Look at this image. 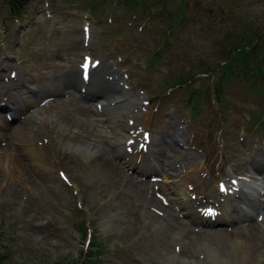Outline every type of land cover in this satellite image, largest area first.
I'll return each instance as SVG.
<instances>
[{
    "label": "rangeland",
    "instance_id": "rangeland-1",
    "mask_svg": "<svg viewBox=\"0 0 264 264\" xmlns=\"http://www.w3.org/2000/svg\"><path fill=\"white\" fill-rule=\"evenodd\" d=\"M125 1L31 0L19 16L11 14L0 0V61L28 64L31 84L53 91L36 93L32 109L12 113L13 121H6L0 112L4 123L0 131L5 133L0 138V155L4 151L24 170L11 178L3 157L0 263L72 264L84 260L92 244L89 251L99 259L98 264H181L182 258L207 264L199 242H210L217 250L227 247L231 259L225 263L236 264L233 246L222 238L223 232L234 228L236 234H230L253 237L248 239L252 249L256 254L262 252L258 261L238 260V264H264V223L255 213L228 221L229 225L211 228L195 222L193 226L179 213L171 183L157 167L167 156L171 160L164 136L172 130L169 116L179 126L180 145L174 153L193 154L190 158L202 170L201 182L211 194L203 203L218 209L223 203V210L228 211L226 195L211 193L218 188L217 182L231 176L257 180L249 162L264 161V76L253 77L259 87L246 79L251 71L243 66L228 70L227 75L223 69H213L227 61L233 43L252 39L253 35L243 36L244 29L264 30V0H138L134 7ZM87 24L90 45L83 44ZM85 53L91 62L101 59L114 65L128 92L138 89L144 93L131 131L141 127L150 133L137 138L143 139L137 148L150 155L148 171L143 170L146 163H124L118 156L124 150L109 134L93 101L83 100L73 88ZM0 77L10 81L5 66L0 65ZM190 77L189 82L174 87ZM222 77L223 86L218 84ZM217 85L220 92L215 91ZM47 96L50 99L44 100ZM122 114L106 122L119 125V132L124 133ZM20 127H32L34 139L46 146L50 165L42 166L24 141L11 139ZM151 172L160 180L152 182ZM175 239L174 244L171 240ZM208 256V262H216L213 253Z\"/></svg>",
    "mask_w": 264,
    "mask_h": 264
},
{
    "label": "bare ground",
    "instance_id": "bare-ground-1",
    "mask_svg": "<svg viewBox=\"0 0 264 264\" xmlns=\"http://www.w3.org/2000/svg\"><path fill=\"white\" fill-rule=\"evenodd\" d=\"M91 38L92 37H89L88 38V43L89 45L91 44ZM93 44V43H92ZM87 62V61H86ZM0 65L1 66H5L9 72V74L11 75V77L13 78L11 80V82H5L4 79L0 78V104H3L5 106H8L10 105L11 108L9 110H12L15 109L14 107H16L17 105H21V106H24V107H27L28 109H31L33 106L31 105V103H35V94L36 93H43V95L45 93H48V92H53V91H50V89H52V87H47V86H39L38 89L33 88L34 89H30L29 86H30V77L28 76V72L30 70L29 68V65L28 64H20L19 62H12V61H0ZM26 70V72H25ZM28 70V71H27ZM103 71H101L99 73V77H102L106 74H114L115 72L111 71L108 67H104L102 69ZM110 70V71H109ZM27 74V75H26ZM77 74V72H76ZM75 76V75H74ZM28 85V87H27ZM70 86V85H69ZM11 91H13V93H15V96L18 98L17 100L13 101V102H10V94H11ZM8 92V93H6ZM106 93L103 94V96L100 98L104 101H108V100H114V99H118V101L116 102V104H119V102H121L120 105H117V106H114V107H106L105 109V115L106 116H109V120H113L114 119V115L116 113H120L122 115H124L125 117H127V121L129 120H133L135 119L136 120V115L138 113V107H139V102H138V96L136 95H131L129 94L127 91H116L117 95H112L110 93H107V90L105 91ZM96 93V92H95ZM125 102V103H124ZM13 106V107H12ZM23 108V107H22ZM33 114H36V111L34 110L32 112ZM35 116V115H34ZM32 117V116H31ZM36 117V116H35ZM4 121V120H3ZM176 122V121H175ZM1 123V121H0ZM25 123V122H24ZM103 123L105 124H108L106 123V121H104ZM20 124H23V123H20ZM176 124V123H175ZM135 125V124H134ZM111 128H110V131H109V134L112 136H114L115 140L118 141V143L120 144L121 148L123 147V144L126 142L125 140H128L129 138H131V134H130V129H132L133 127H131L130 125H128L127 123L124 124V128L126 129V131H128V133L124 132V133H119L118 131L120 130V127L119 125H111ZM29 127H20V128H17L14 132H13V137H12V133L9 134L10 137H12L11 139H17V140H21V141H24L25 143H23L24 145L27 146V149L31 152V154L33 153L41 164H43L42 166H45L46 164L47 165H50L49 161H48V158L50 159V157H48L47 155V152L44 150V146L43 145H40V143L38 144L37 141L34 139V133H33V130H32V127L30 129H28ZM178 129V128H177ZM135 130V128H134ZM133 131V130H132ZM135 134V132H133ZM132 133V134H133ZM5 133H3L2 131H0V138L1 137H4ZM178 134V133H177ZM175 135V140L176 142H178V139H177V136L178 135ZM179 136L180 133H179ZM144 138V137H143ZM138 140V139H137ZM143 140V139H142ZM141 140V141H142ZM146 140V139H145ZM180 140H182L180 138ZM143 142V141H142ZM182 142V141H181ZM184 142V141H183ZM170 143L172 145H174L173 149H170L168 150L170 153H171V160L168 158V156L165 158V162H164V165L162 167H160V170L162 171V173L165 174V179H167L170 183H171V189H173V192H174V195H175V199H176V203L178 205V211L179 213L183 215L184 218H186L190 223L194 224L195 222H198L200 223L201 225V221L203 222H208L207 220H203L204 217H202L204 214L202 212H206V210L210 207L209 205V202L208 203H203L204 199L203 198H208L210 199L211 197V194L209 192V189L206 188L204 185H206L205 183H202V176H201V169H200V166L199 164H197V159L196 161L197 162H194L193 158H190V155L193 156V154H184L183 151H179V152H176L174 153V149L176 147L175 143L172 141V139L170 140ZM117 145V144H116ZM12 146V145H11ZM119 146V145H118ZM119 146V147H120ZM250 146V145H249ZM6 147V146H5ZM13 147V146H12ZM11 147V148H12ZM46 147V146H45ZM145 147V146H144ZM7 149V148H6ZM13 149V148H12ZM26 149V150H27ZM119 149V148H117ZM179 150V149H178ZM176 150V151H178ZM13 151V150H12ZM4 152V151H3ZM1 152V155H0V165L3 163V157L5 158L7 164H8V168H9V176L11 178H15V177H19L21 175V168L18 166V164L13 161L12 159H9V156L8 154L6 153H3ZM11 152V151H10ZM119 152V151H118ZM125 152V151H124ZM150 153V152H148ZM160 153V152H159ZM158 153V154H159ZM81 154V153H80ZM166 154V153H165ZM30 155V154H29ZM122 155V154H121ZM12 156V155H11ZM10 156V157H11ZM50 156V155H49ZM81 156V155H79ZM149 156L148 154H145L142 150H135L133 153L131 154H125V155H122V158L124 163L129 165V166H134L136 165L135 161H137V158L140 157L142 161H145V159H149ZM82 157V156H81ZM194 157V156H193ZM13 158V156H12ZM189 158V159H188ZM256 159V158H255ZM16 160V159H15ZM34 161V160H33ZM38 161V162H39ZM47 161V162H46ZM164 161V160H163ZM167 161H169V165L167 164ZM5 162V161H4ZM176 162V163H175ZM175 163V164H174ZM23 164V162H22ZM37 164V163H36ZM39 164V163H38ZM37 164V165H38ZM258 164V163H257ZM159 168V166H157ZM262 167V168H260ZM1 168V167H0ZM115 168V167H114ZM54 169V168H53ZM5 170V169H4ZM117 171V170H116ZM142 171V170H141ZM97 172V171H96ZM252 173L256 176L257 180L256 181H250V179L248 181H250V183H253L254 186L252 187L248 182H243L242 180L239 181V182H229L228 184L226 183H223L222 186L224 188H222L225 192H227L225 198H224V201L226 202L228 200V202L230 203L231 202V199L232 198H236L237 195L240 196V195H243L239 200H236V205H237V208H236V211L234 213H232V211L229 213L227 211H224V204L223 203H220L219 206H220V210H221V214H219L218 216V219L219 221L218 222H225V221H236V220H239V219H242L244 217H249V216H255L254 213H256V211H254V208L251 207L250 205H248V201H246L244 199V196L247 194L248 197H249V201H253L257 206H258V209L260 210H263L264 209V201L262 200V198H264V183L262 181V178H264V162L261 163V165H259V168L258 170H256V172L252 171ZM92 175V173H91ZM6 176V175H5ZM8 176V177H9ZM102 177V176H101ZM10 178V179H11ZM16 179V178H15ZM18 179V178H17ZM13 180V179H12ZM19 181V180H18ZM30 181V180H29ZM20 182V181H19ZM28 182V181H27ZM221 181H218L217 182V185L218 183H220ZM147 185V184H145ZM208 185V184H207ZM212 187V186H210ZM242 187V188H241ZM215 188V187H214ZM247 189V190H245ZM245 190V191H244ZM215 192V195L219 192L218 191V188L216 187V189L211 192V193H214ZM237 194V195H236ZM214 195V196H215ZM231 197V198H230ZM220 200V199H219ZM205 202V201H204ZM229 205V204H228ZM214 206V205H212ZM211 206V207H212ZM204 207L203 211H200V209ZM229 207V206H228ZM213 208V207H212ZM166 210V209H165ZM227 210V208L225 209ZM177 211V212H178ZM212 211V210H211ZM210 211V212H211ZM258 213H256L257 215ZM156 215V214H155ZM161 215V214H159ZM173 215V214H172ZM180 216V215H179ZM215 216V215H214ZM154 217V216H153ZM211 217V216H210ZM208 216H206V219L210 218ZM167 218V217H166ZM155 219V217H154ZM159 219V218H157ZM199 219V220H198ZM217 219V220H218ZM217 220H213V221H217ZM170 221V220H169ZM212 222V220H210ZM241 221V220H240ZM164 222V221H163ZM181 222V221H180ZM179 222V223H180ZM188 222V223H189ZM260 222V221H259ZM153 223V221H152ZM182 223H183V220H182ZM187 223V224H188ZM256 223V222H255ZM162 224V223H161ZM213 223H211V225L209 224V226H214L212 225ZM258 224V222H257ZM163 225V224H162ZM180 225V224H179ZM184 225H186V223H184ZM203 225H206V224H203ZM216 225V224H215ZM219 225V223L217 224ZM164 226V225H163ZM181 226V225H180ZM189 226V225H188ZM187 226V227H188ZM241 226V225H240ZM248 225H242L241 227H247ZM263 226V225H262ZM160 227H162L160 225ZM165 227V226H164ZM183 227V226H182ZM187 227H185V229L187 230ZM159 228V226H158ZM183 228L179 229L180 231L182 230H185ZM190 229V228H188ZM194 229V228H193ZM237 229V228H236ZM178 230V232H179ZM240 230V229H239ZM254 230V229H253ZM252 230V232H254ZM256 230V229H255ZM172 231V230H170ZM174 231V230H173ZM181 231V232H182ZM194 231V230H193ZM198 231V230H197ZM237 230H235L233 228V230H230V231H227L226 233L223 232V240H225V243L227 242L228 244L231 243V245L233 246L232 248L234 249V252H235V256L236 257L235 260L236 261V264H238V260H243V261H247L249 262L250 260H256L258 261V259H261L260 257H262V252H260L259 254H256L254 252V248L255 247H251V243L248 241V237H245L244 235H240V236H236V235H232L230 234L231 232L232 233H235ZM260 231V230H259ZM263 231V230H262ZM155 232V231H154ZM169 232V231H168ZM229 232V234H228ZM173 233V232H172ZM244 233V232H242ZM241 233V234H242ZM249 233V232H248ZM259 233V232H258ZM261 233V232H260ZM156 234V233H155ZM184 234V233H182ZM218 234V233H217ZM252 234V233H250ZM255 234V233H254ZM257 234V233H256ZM179 237H182L180 236V234H178ZM195 235V234H194ZM217 236V235H215ZM236 236V237H235ZM167 237V236H166ZM175 237V236H173ZM220 237V236H219ZM172 238V237H171ZM213 238V236H212ZM253 238V237H252ZM251 238V239H252ZM262 238V237H260ZM180 239V238H179ZM183 239V238H181ZM204 239V238H203ZM211 239V238H210ZM250 239V240H251ZM206 240V238H205ZM255 240V239H254ZM166 241V240H165ZM174 244L176 242V239L175 241L171 240ZM180 241V240H179ZM200 241V240H199ZM204 241V240H203ZM215 241V240H214ZM220 241V240H219ZM183 242V241H182ZM218 242V241H217ZM216 242V244H217ZM224 242V241H223ZM152 243V242H150ZM168 243V242H167ZM171 243V242H170ZM213 243V242H212ZM215 243V242H214ZM220 243V242H218ZM254 243V242H253ZM153 244V243H152ZM173 244V245H174ZM179 244V243H178ZM186 244V242H185ZM184 244V245H185ZM201 244V250L202 252L206 255L204 256L205 257V262L207 264H211V262H208V259H209V256L208 254L209 253H213L214 254V258L216 260V262L213 261V259L209 260V261H213V264H220L221 262H227L228 260H230L231 256L230 257H227L226 254L227 253V247L223 250V249H220L218 248L215 249L212 244L209 243H204V242H199V245ZM223 244V243H222ZM221 244V245H222ZM181 245V244H180ZM196 246V243L194 244ZM227 245V244H226ZM166 246V245H165ZM164 246V247H165ZM170 246V245H169ZM186 246V245H185ZM191 246V245H190ZM193 246V245H192ZM260 246V245H259ZM150 247V246H149ZM155 247V246H154ZM173 247V246H172ZM180 247V246H179ZM183 247V246H182ZM220 247V246H218ZM185 248V247H184ZM187 248V247H186ZM223 248V247H222ZM254 250H253V249ZM150 249V248H149ZM168 249V248H167ZM196 249V248H195ZM194 249V250H195ZM199 249V247H198ZM190 250V249H189ZM200 250V249H199ZM229 250V249H228ZM148 251V250H147ZM156 251V250H155ZM161 251V250H160ZM163 251V250H162ZM173 250H171L172 252ZM184 251V250H183ZM182 251V252H183ZM263 251V250H262ZM165 252V250H164ZM174 252V251H173ZM179 252V251H178ZM177 252V253H178ZM190 252V251H189ZM199 252V251H198ZM166 253V252H165ZM168 253L169 250H168ZM176 253V252H174ZM188 253V252H186ZM191 253V252H190ZM189 253V254H190ZM197 253V252H196ZM153 254V253H152ZM198 254V253H197ZM203 254V255H204ZM264 254V252H263ZM150 255V253H149ZM199 255V254H198ZM212 255V254H211ZM232 255V254H231ZM184 256V255H183ZM190 257L192 255H189ZM188 256V257H189ZM201 256V254H200ZM264 256V255H263ZM167 257V256H166ZM170 257V261H172V257ZM193 257V256H192ZM195 257V256H194ZM213 257V255L211 256ZM230 258V259H228ZM233 258V257H232ZM162 259V258H160ZM177 259V258H176ZM192 260L191 261H188L186 258H182V263L181 264H189V263H195V259L194 258H191ZM227 260V261H226ZM167 261V259H166ZM234 261V262H235ZM242 261V262H243ZM164 262V261H163ZM233 262V263H234ZM252 262V261H250ZM178 263V262H176ZM175 264V263H174ZM225 264H228V263H225ZM230 264H232V261L230 262ZM256 264V263H255ZM262 264V263H261Z\"/></svg>",
    "mask_w": 264,
    "mask_h": 264
},
{
    "label": "trees",
    "instance_id": "trees-1",
    "mask_svg": "<svg viewBox=\"0 0 264 264\" xmlns=\"http://www.w3.org/2000/svg\"><path fill=\"white\" fill-rule=\"evenodd\" d=\"M6 3L7 7L9 8V11L13 15H21L22 13H25L26 6L29 4L31 0H2ZM138 0H126V3H129L133 7L137 4ZM247 35H253L251 36L252 39H249V36ZM243 36H246L245 38L249 39L248 41H244V39H240L239 42L232 44V51L230 54H228L225 59L227 60L224 62V64H216V68L219 70H224L223 72L225 75L228 74V70H234L235 67L243 66V70H250V76H246V79L251 81V84H256L260 87L258 83L254 80V75L257 74H263L264 76V55L260 59H257L260 53L264 54V30L263 28L258 27L255 31L251 28L244 29ZM243 42V43H242ZM246 45V47H245ZM225 52V48L222 50ZM253 60V61H251ZM254 60L256 62H254ZM254 62V64H253ZM250 68H249V66ZM223 74V73H222ZM221 74V76H222ZM251 77V78H250ZM192 78H187L185 80H179L176 82V84H180L182 81L183 83H186L190 81ZM206 79V78H204ZM224 77L220 78L218 84H221L223 86V80ZM220 86H216L215 91L220 92ZM85 229V228H84ZM92 259L94 258V255L92 251H89L86 258L84 260H76L72 264H92ZM99 261V260H98ZM1 264V263H0Z\"/></svg>",
    "mask_w": 264,
    "mask_h": 264
},
{
    "label": "water",
    "instance_id": "water-1",
    "mask_svg": "<svg viewBox=\"0 0 264 264\" xmlns=\"http://www.w3.org/2000/svg\"><path fill=\"white\" fill-rule=\"evenodd\" d=\"M108 65H105V67H107ZM104 68V65H101V66H99V67H96L95 69H93V71H91V73H90V75H89V78H88V82L85 84V85H87V86H85V88H90L89 87V85L91 86V87H94V89H100V88H102V89H104L103 88V86L105 85V84H107L108 85V82H107V80H109V78L108 77H106V81H103V84H99V72L100 71H102V69ZM98 75V76H97ZM94 83H96V85H94ZM101 91H103V90H101ZM119 92L120 91H122V90H118ZM121 93V92H120ZM138 93V92H137ZM139 94V93H138ZM142 96V95H141ZM125 103V102H124ZM118 104H116V106H117ZM115 106V105H114ZM114 106H112V107H114ZM255 170H256V168H255Z\"/></svg>",
    "mask_w": 264,
    "mask_h": 264
},
{
    "label": "snow or ice",
    "instance_id": "snow-or-ice-1",
    "mask_svg": "<svg viewBox=\"0 0 264 264\" xmlns=\"http://www.w3.org/2000/svg\"><path fill=\"white\" fill-rule=\"evenodd\" d=\"M209 211H211V210H209Z\"/></svg>",
    "mask_w": 264,
    "mask_h": 264
}]
</instances>
